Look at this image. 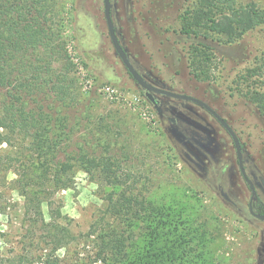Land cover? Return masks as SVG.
Masks as SVG:
<instances>
[{
	"label": "rangeland",
	"instance_id": "374dc122",
	"mask_svg": "<svg viewBox=\"0 0 264 264\" xmlns=\"http://www.w3.org/2000/svg\"><path fill=\"white\" fill-rule=\"evenodd\" d=\"M202 1L111 0V14L122 46L148 81L196 96L227 120L240 139L246 172L264 206V25L233 42L215 34L187 33L183 24L188 11ZM237 2L264 8V0ZM104 10V0H66L64 37L82 96L70 109L73 131L58 159L87 153L107 161L109 171L126 180L141 200L185 203L189 218L208 230L214 264H264V221L249 212L251 189L232 137L194 102L158 94L159 112L117 54ZM204 44L211 50L202 73L195 68L206 57L199 53ZM15 177L8 175L9 180ZM112 190L103 172L79 169L73 186L56 193L76 234L88 231L102 198ZM2 195L6 212L0 213V251L6 255L24 231V198L16 190ZM43 210L49 220L46 203ZM93 251V245L83 246L78 260L100 264L93 263ZM59 254L63 257L65 249Z\"/></svg>",
	"mask_w": 264,
	"mask_h": 264
},
{
	"label": "trees",
	"instance_id": "16d2710c",
	"mask_svg": "<svg viewBox=\"0 0 264 264\" xmlns=\"http://www.w3.org/2000/svg\"><path fill=\"white\" fill-rule=\"evenodd\" d=\"M201 3L188 11L187 33L233 42L264 25V8L255 2ZM66 13V0H0V198L15 190L24 198V231L8 254L0 251V264H82L81 248L92 245L93 263L214 264L208 230L189 218L185 203L141 200L107 161L87 153H77L74 162L58 159L73 131L70 109L82 96L66 49ZM201 46L206 57L195 69L203 73L210 47ZM79 169L103 172L113 190L88 231L76 234L56 193L73 186ZM254 209L264 213L258 197ZM5 210L0 203V213Z\"/></svg>",
	"mask_w": 264,
	"mask_h": 264
},
{
	"label": "water",
	"instance_id": "95a60500",
	"mask_svg": "<svg viewBox=\"0 0 264 264\" xmlns=\"http://www.w3.org/2000/svg\"><path fill=\"white\" fill-rule=\"evenodd\" d=\"M104 8H105L104 10L105 18H106V22H107V26L109 30V35H110L112 44L117 54L121 58L122 62L124 63L125 67L127 68L128 72L131 74V76L145 89L146 96L153 103L154 107L159 112H160V105H159V102L155 99V96H154L155 94H161V95L173 97L176 99L191 101V102H194L204 107L206 110H208L228 131L235 145L237 159L239 161L240 171L242 173V176L245 182L249 185L251 189V197L249 201V211L256 218L264 221V213H258L253 208V201L255 197L257 196V189L255 187L253 180L248 176L246 172L244 161H243L241 142H240L238 135L234 131V129L230 126V124L226 121L224 117H222L217 111H215L208 103H206L202 99L196 96L190 95V94L180 93V92L169 90V89H166L160 86H156L150 83L149 81H147L145 77L138 71L136 66L133 64L128 53L126 52V50L124 49V47L122 46L119 40L118 34L116 32L115 24L112 18V14H111V8H112L111 0H104Z\"/></svg>",
	"mask_w": 264,
	"mask_h": 264
},
{
	"label": "flooded vegetation",
	"instance_id": "af4514ba",
	"mask_svg": "<svg viewBox=\"0 0 264 264\" xmlns=\"http://www.w3.org/2000/svg\"><path fill=\"white\" fill-rule=\"evenodd\" d=\"M146 79V78H145ZM147 80V79H146ZM148 81V80H147ZM150 82V81H149ZM150 83H152V82H150ZM152 84H154V82L152 83ZM154 85H156V86H159L158 84H154ZM161 87V86H160ZM143 88V87H142ZM145 95H146V91H145ZM156 95H158V94H155L154 96H155V99L159 102V105H160V100L158 99V97L156 96ZM159 95H161V94H159ZM165 96V95H164ZM147 97V96H146ZM166 97H168V96H166ZM148 98V97H147ZM171 98H173V97H171ZM176 99V98H175ZM149 100V99H148ZM178 100H181V99H178ZM150 101V100H149ZM185 101H187V100H185ZM151 102V101H150ZM152 103V102H151ZM153 104V103H152ZM160 111H161V106H160ZM167 118L169 119V120H171L172 121V123H174V125H176V119L174 118V117H172V116H167ZM227 121V120H226ZM220 123V122H219ZM221 124V123H220ZM222 125V124H221ZM223 126V125H222ZM224 127V126H223ZM231 136V135H230ZM235 146V145H234ZM241 149H242V147H241ZM237 154V153H236ZM242 155H243V152H242ZM237 161H238V159H237ZM243 161H244V158H243ZM238 164H239V161H238ZM244 166H245V164H244ZM242 174V173H241ZM258 196H256L255 197V199L257 198ZM255 199H254V201H253V208H254V202H255ZM255 210V209H254ZM250 212V211H249Z\"/></svg>",
	"mask_w": 264,
	"mask_h": 264
},
{
	"label": "built area",
	"instance_id": "2783aa9c",
	"mask_svg": "<svg viewBox=\"0 0 264 264\" xmlns=\"http://www.w3.org/2000/svg\"><path fill=\"white\" fill-rule=\"evenodd\" d=\"M104 90H105L106 92H109V93L111 92V89H110V88H107V89H104ZM144 113H145V115H147V111L144 112ZM150 115H151V114H150ZM151 116H152V118H150V121L154 123V122H155L154 116H153V115H151Z\"/></svg>",
	"mask_w": 264,
	"mask_h": 264
}]
</instances>
